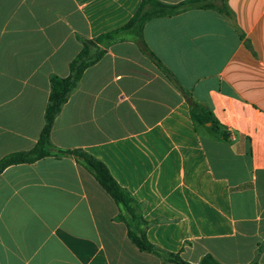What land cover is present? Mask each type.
<instances>
[{"label": "crops", "instance_id": "obj_1", "mask_svg": "<svg viewBox=\"0 0 264 264\" xmlns=\"http://www.w3.org/2000/svg\"><path fill=\"white\" fill-rule=\"evenodd\" d=\"M139 3L0 0V157L35 143L50 75H68L76 34L119 27ZM226 3L232 19L188 8L142 27L152 53L213 112L218 133L194 122L176 87L126 39L84 70L50 141L106 165L141 203L152 244L190 262L209 253L221 264H264V0ZM117 213L71 155L7 166L0 264H174L139 251Z\"/></svg>", "mask_w": 264, "mask_h": 264}, {"label": "trees", "instance_id": "obj_2", "mask_svg": "<svg viewBox=\"0 0 264 264\" xmlns=\"http://www.w3.org/2000/svg\"><path fill=\"white\" fill-rule=\"evenodd\" d=\"M188 8H213L233 18V12L226 0H183L170 4L160 0H140L139 6L132 16L121 26L97 34L92 38L76 34L81 43L78 53L69 62L67 76L50 75V91L44 109V123L35 143L28 149L16 150L0 157V173L7 167L19 163H32L45 156L71 155L86 168L100 187L114 200L118 207L116 219L125 223L127 236L139 251L152 253L164 262L174 264H221L211 254L205 253L198 262H190L182 258L178 252H170L152 244L146 237L148 223L142 218V205L125 188L112 177L106 165L81 148L62 149L55 147L50 141V131L56 115L69 95L77 88L84 70L99 61L106 48L117 41L132 40L140 51L170 80L186 100L190 116L196 124L202 125L212 133H218L220 123L207 105L194 99L190 91L184 88L175 76L147 47L142 37V27L153 17L170 16ZM209 123V125H207ZM224 133V131H221Z\"/></svg>", "mask_w": 264, "mask_h": 264}, {"label": "water", "instance_id": "obj_3", "mask_svg": "<svg viewBox=\"0 0 264 264\" xmlns=\"http://www.w3.org/2000/svg\"><path fill=\"white\" fill-rule=\"evenodd\" d=\"M207 124H209V123H207Z\"/></svg>", "mask_w": 264, "mask_h": 264}]
</instances>
